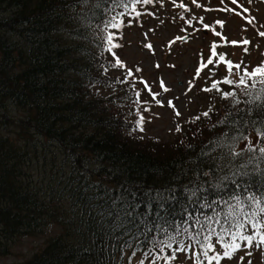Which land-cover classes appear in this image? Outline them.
Listing matches in <instances>:
<instances>
[{"label": "trees", "instance_id": "16d2710c", "mask_svg": "<svg viewBox=\"0 0 264 264\" xmlns=\"http://www.w3.org/2000/svg\"><path fill=\"white\" fill-rule=\"evenodd\" d=\"M109 2L0 0V127L4 131L14 124L8 117L11 110L23 114L15 125L17 142L0 133V256L17 238L41 236L55 227L60 233L25 264H130L138 258L147 264L153 256L145 258V253L158 235V224L171 231L176 224H186L195 234L200 228L196 219L217 217L223 222L227 206L214 202L228 200L236 192L247 195L220 178L231 175L233 166L246 163L254 154L245 152L232 159L227 147L213 142L224 133L229 138L237 135L232 120L240 115L248 121L259 119L264 110L247 102L250 97L244 95L243 86L224 84L225 76L216 73V78H222L219 91L209 93L222 113L215 109L214 116L201 115L194 130L176 131L175 138L183 139L167 145L135 139L133 134L139 130L132 129L141 101L138 106L129 88L107 80L108 63L103 61L112 52L105 50L106 41L101 39L111 32L116 43L135 20L130 21L132 15L122 17L123 28L102 31L114 15L105 12ZM224 92H235L242 102L235 104ZM225 117L228 123H219ZM241 128L251 141L259 138L251 123ZM47 142L70 170L65 190L55 191L57 199L66 197L67 206L53 204L48 196L19 182L30 161L28 144L38 153L48 149ZM246 143L239 141L237 150ZM248 171L252 191L264 195V162L259 170L249 166ZM192 189L201 190L191 196ZM205 198L212 207L202 206ZM211 223L219 232L220 225ZM204 235L207 232L201 240ZM210 242L214 251H223L215 236ZM173 249L156 248L153 255L171 257ZM200 251L194 247L186 252ZM161 262L166 261L156 264Z\"/></svg>", "mask_w": 264, "mask_h": 264}, {"label": "rangeland", "instance_id": "374dc122", "mask_svg": "<svg viewBox=\"0 0 264 264\" xmlns=\"http://www.w3.org/2000/svg\"><path fill=\"white\" fill-rule=\"evenodd\" d=\"M181 4L187 11L180 7ZM197 4L200 6L198 7ZM197 4H193L192 0H174V2L163 0L162 4L154 3L138 7L142 15L138 19L133 17L130 20H135L134 24L120 33L116 42L121 46L112 51V56L108 55L104 58L103 63H108L106 67L108 81H125V74L129 70L133 72V76L128 77L127 82L121 83L131 90L133 96L135 91H140L142 106L140 112L145 117V126L139 134H133L135 139L157 142L161 145L183 139L182 136L177 138L174 136L177 124L184 131L187 127L194 130V123L198 121L193 120L194 117H200L209 109L211 116H214L215 109L222 113L219 106H216L217 100L212 98L213 94L204 89L210 88L214 81L222 80L216 78V73L228 77V60L233 64L242 60L241 70L247 65L249 71L264 62V37L259 35L260 32H264V0H251V2L238 0L236 5H233L231 0H224L223 3L221 0H197ZM225 6L233 11H223ZM244 9L248 11L245 12ZM181 12L183 19L180 16ZM193 17L197 19H192ZM201 17L202 22L198 19ZM248 17L254 18L253 24L248 23ZM190 19L191 25L186 22ZM217 21L224 22L223 28ZM205 23L209 25L208 28H204ZM216 32H220L221 35L217 36ZM244 39H248L250 43L243 44ZM232 41L237 43L233 44ZM213 43L218 46V54H225V61L221 62L218 56L214 57V63L208 65L197 77V69L201 61L206 62L211 55ZM147 45L152 47L149 48ZM245 48L248 49L247 52ZM117 58L125 65L123 68L111 67ZM137 68L141 71L137 72ZM230 78L238 80V76ZM161 80L169 91H163ZM141 81L147 82L152 92H149ZM190 81L194 86L188 91ZM97 91L101 92L99 89ZM152 93L160 95L154 100ZM156 100L161 104H157ZM169 101L173 102L175 108L169 106ZM145 107L150 110L144 111ZM177 110L181 113L179 117L175 115ZM122 116L126 117L125 114ZM8 117L14 124L4 131L0 127V133L8 134L10 140L17 142L15 134L18 130L15 125L23 114L11 110ZM204 124L206 125L207 122ZM252 138L253 144H256L257 140L261 142L259 138ZM34 140L35 145L38 146L36 138ZM45 144L49 145L48 142ZM32 149L28 144L30 161L28 160L22 170L20 184H25L31 190L35 189L41 195L48 196L53 204L67 206L69 203L66 197L62 200L57 199L55 191L65 190L63 183L70 171L69 167L62 163L60 154L51 144L46 151L39 149L38 153H34L35 150ZM59 233L57 228L50 227L41 236L17 238L5 250L7 254L0 256V264H25L43 249L48 239L56 237ZM248 252L251 255H247ZM192 255L191 252L176 253V258L171 264H193ZM141 261L139 258L134 259L130 264H140ZM249 261L252 264H264V248H257L255 245L251 248L242 247L232 259H222L220 264H249ZM147 264H153V260ZM160 264H168V262Z\"/></svg>", "mask_w": 264, "mask_h": 264}, {"label": "snow or ice", "instance_id": "6c2138e0", "mask_svg": "<svg viewBox=\"0 0 264 264\" xmlns=\"http://www.w3.org/2000/svg\"><path fill=\"white\" fill-rule=\"evenodd\" d=\"M174 2V0H173ZM224 0H221L223 3ZM251 2V0H249ZM154 3H163V0H110L109 6L105 9L106 13H114V15L109 16V18L104 22L102 31H106L109 27L113 29H121L125 26L124 20L122 17H126L129 15L134 16L135 18H139L142 13L137 10V5L145 6ZM193 4H197V0H192ZM233 5L238 3V0H231ZM99 6V5H97ZM199 7L200 5L197 4ZM182 9H185L183 4L180 5ZM117 9H121V11H116ZM223 11H233V9L227 8L225 6ZM187 11V9H185ZM245 12L248 9H244ZM239 14V13H238ZM181 18L183 19V12L180 13ZM192 19H197L193 17ZM201 22L203 18H198ZM248 23L253 24L254 18L248 17ZM189 25L192 24V20L186 21ZM221 25V28L224 26V22L217 21ZM208 24H204V28H208ZM217 36H220V32H216ZM260 36L264 37V32L259 33ZM102 40L106 41L107 48L105 50L112 52L113 49L119 48L121 45L117 43H113L115 39V35L111 32H108L106 35L101 37ZM231 43L235 44L236 41H232ZM250 41L248 39L243 40V44L248 45ZM147 47L151 48V45H147ZM217 44L213 43L211 46V55L207 58L206 62L201 61L200 66L197 69L196 76L199 77L201 71L207 68L208 65L214 63L213 58L218 56L219 61H225V54H218L217 52ZM248 49L245 48V52ZM115 55V53H113ZM243 61L241 60L238 63L233 64L231 60L227 61L228 67V77H226L222 82L224 84L233 85L237 84L238 86H243L244 95L250 97L247 101L250 104L256 105L258 108L264 110V62L260 65L252 68L251 71L248 70V66L244 65L243 70H241V65ZM125 65L123 62L117 58L115 63L111 65V67H119L123 68ZM233 69L236 71L234 72ZM107 71V68L104 69ZM137 72L141 71V69L137 68ZM133 72L129 70L126 74L125 81H117V82H127L128 77H132ZM238 76L237 79H233L230 77ZM144 83L145 88H148L149 92H152L151 88L148 86L147 82L141 81ZM221 81H214L211 84V88H206L204 91H211L212 89H216L219 91L218 85ZM161 88L163 91L167 92L169 89L165 87V83L163 80L160 82ZM260 85L258 91L253 93L252 90L257 89V86ZM193 82H189L188 91L192 90ZM134 88V85H133ZM136 103L138 106L140 104V91H135ZM153 99L155 100L156 96L160 95L159 93H152ZM225 98L232 97L235 104H239L242 101L236 99L235 92H224ZM157 104H161L159 100H156ZM169 106L175 108V105L172 101L168 102ZM162 106V105H161ZM150 109L145 107L144 111H149ZM208 111L203 112L201 115L204 117L209 116ZM243 112V110H241ZM252 109L250 108L247 112L248 115H251ZM137 115V120L134 123L133 131H143L144 130V122L145 117L141 114L139 107L135 113ZM175 115L179 117L181 113L177 110ZM260 116L259 119H254L251 121L244 120L243 115H240L236 119L232 120V126L236 129L237 135H233L229 138L228 133H224L222 137L217 138L213 143L217 147H227L229 149V155L232 159H236L237 157L242 156L245 152H251L254 155L249 157L246 163L241 164L239 166H233V170H231V175H226L220 178V181L223 182L225 180H230L237 189H243V192L247 195H241L239 192L234 193L228 200L216 201L214 203H223L227 206V212L224 215L223 222L220 221L217 217H205L204 221L201 222L200 219H196L195 223L200 225L198 231L193 234L189 231V225H181L176 224L175 230L171 231L169 227L165 225L158 224L156 226L157 236H154L149 243L151 244V248L148 252L145 253V258L148 256H153V264H156L158 260H165L168 264H171L175 257V253L186 252L190 248L199 247L201 249L200 252H193L192 259L193 264H220L222 259H232L238 251L241 250L242 246L246 248H251L254 245L257 248H264V195H256L255 192L252 191L251 184L247 181V177L250 176V172L248 171L249 166H253L254 170L260 169L261 162H264V145H261L259 140H257L256 144H253L249 139V136L244 135L243 130L241 128V124L244 127H247L249 123H251L254 127V130L257 133V136L260 139H264V112L258 113ZM231 114H229V117ZM229 117H225L219 123L226 124L228 123ZM200 117H194L193 120H199ZM176 130L179 132L182 130L181 126L177 124ZM247 140L245 148L237 150V146L239 141ZM205 154V153H202ZM208 175V173H205ZM221 183H217L215 187L219 188ZM201 189H192L191 196H196L197 192ZM188 192V189H185ZM159 195V194H158ZM174 198V197H173ZM234 201V203H232ZM203 207H212V204L208 203L205 198V203L202 205ZM161 207L163 205L161 204ZM219 215V214H217ZM159 218V213H157ZM188 219H192L191 215H189ZM215 221V223L220 225V231L217 232L213 227L211 221ZM167 223V222H165ZM147 231H153L152 228H148ZM207 232V235L203 236L201 240V234ZM186 236L189 243H185L184 237ZM215 236L217 238V242L221 244L223 251L215 252L212 243L210 242L211 237ZM173 245L176 247L173 249ZM159 248L161 252L164 249H173V255L169 256H154L153 251ZM209 252H213L214 254L209 256ZM247 255H251L250 252L246 253ZM241 261H243V257H241ZM143 264V261L140 262ZM249 264H252L249 261Z\"/></svg>", "mask_w": 264, "mask_h": 264}]
</instances>
